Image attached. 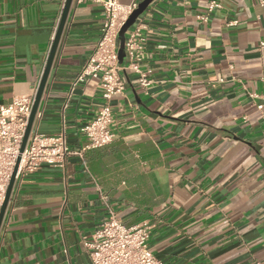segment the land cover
Listing matches in <instances>:
<instances>
[{
  "label": "crops",
  "instance_id": "crops-1",
  "mask_svg": "<svg viewBox=\"0 0 264 264\" xmlns=\"http://www.w3.org/2000/svg\"><path fill=\"white\" fill-rule=\"evenodd\" d=\"M211 1L154 0L140 15L150 84L123 72L114 140L17 185L0 264H93L83 241L108 217L101 192L126 225L154 224L166 264H264V0ZM64 5L0 0V106L41 82ZM104 21L100 3L73 1L34 127H65L75 152L103 103L99 78L75 81Z\"/></svg>",
  "mask_w": 264,
  "mask_h": 264
},
{
  "label": "built area",
  "instance_id": "built-area-1",
  "mask_svg": "<svg viewBox=\"0 0 264 264\" xmlns=\"http://www.w3.org/2000/svg\"><path fill=\"white\" fill-rule=\"evenodd\" d=\"M77 1L100 3L105 12V21L95 50L75 81V83L84 81L88 77L99 78L103 103L94 119L81 129L86 138L81 152L70 149L65 127L53 135L35 130V123L42 116L39 110L26 146L22 150L40 82L31 92L16 95L9 104L0 106V211L16 167L13 192L18 184L22 183L28 175L38 171L43 164L63 165L68 156L79 154L86 165L85 152L88 149L105 146L114 140L116 134L112 129L113 106L111 101L114 95L123 93L126 88L123 72L136 73L140 84L145 87L151 82L147 72L141 67L146 39L143 26L134 24L127 31L126 58L123 63L119 61L121 28L139 3L123 4L119 0ZM65 2L66 0L64 4ZM262 3L264 4V1ZM220 6V1L212 0L208 12ZM200 18L208 20V14L203 13ZM100 196L108 207V217L96 230L92 240L83 241L92 263L166 264L149 247L148 241L154 224L147 220L137 225H126L112 208L107 196L102 192Z\"/></svg>",
  "mask_w": 264,
  "mask_h": 264
},
{
  "label": "water",
  "instance_id": "water-1",
  "mask_svg": "<svg viewBox=\"0 0 264 264\" xmlns=\"http://www.w3.org/2000/svg\"><path fill=\"white\" fill-rule=\"evenodd\" d=\"M74 0H66L64 8H63V12L61 15V19H60V23L58 26V29L56 31L55 37H54V41L52 44V48L48 57V61L46 64V68L43 74V77L41 79L38 91H37V95H36V100L33 106V110L29 119V123H28V127H27V131H26V135L22 144V150L24 149V147L26 146V143L28 141V138L30 136L31 130L33 128V124L35 121V117H36V113L39 109L43 94H44V90L46 87V83L50 74V71L52 69V65L54 62V58L56 56L57 53V49L59 47L60 41H61V37L71 10V6L73 4ZM154 0H143L139 3L138 7L130 14V16L128 17V19L125 21V23L123 24L121 31H120V36H119V40H120V47H119V61L120 63H123L125 58H126V51H125V40H126V33L127 31L136 23V21L138 20V18L140 17V15L142 13H144V11L148 8V6L153 2ZM16 173H17V167L15 168V171L13 173L9 188L7 190L6 193V197L3 203V206L1 208L0 211V228L1 225L3 223L9 202L12 198V194H13V189H14V185H15V181H16Z\"/></svg>",
  "mask_w": 264,
  "mask_h": 264
}]
</instances>
